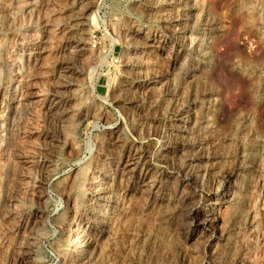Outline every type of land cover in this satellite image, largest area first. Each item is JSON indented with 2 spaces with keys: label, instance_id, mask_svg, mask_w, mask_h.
I'll return each mask as SVG.
<instances>
[{
  "label": "rangeland",
  "instance_id": "rangeland-1",
  "mask_svg": "<svg viewBox=\"0 0 264 264\" xmlns=\"http://www.w3.org/2000/svg\"><path fill=\"white\" fill-rule=\"evenodd\" d=\"M80 1L0 0V111L9 104L5 100L14 91L16 100L0 130V264H62L56 247L61 240L57 227L63 219L65 203L59 198L58 190L71 182L75 189H79L82 180L89 182L97 175L96 170L101 168V160L105 159V149L110 148L105 144L106 138L115 126L122 130L129 143L147 151V166L161 177L170 176L167 171L178 163L170 155L166 159L161 157L167 141L162 135V123L168 121L181 102L188 99V90L177 88L171 96L168 90L172 88V80L161 77L153 88L137 94L141 105L139 111L127 110L125 96L116 90L124 61L122 52L127 51L123 36L133 21L140 22L142 32L151 27L147 26L146 12L138 6L137 0H82V4L88 2L89 5L82 25L76 26L71 20L82 6ZM201 1L221 27L211 53L214 78H209L207 83L213 92L210 99L216 104L220 124L211 132L217 142L211 146V156L206 162L214 161L225 169L234 167L240 179L243 176L247 183H251L250 193L245 197L248 215L236 222L233 230L239 234L236 249L223 259L222 252L217 250L219 242L209 238L211 230L205 231L197 225L205 215H199L196 224L189 228L182 227L181 218L164 221L158 213V206L152 203L150 209H146L140 194L133 191L124 194L120 183L119 193L126 200L129 213L121 220L119 229L122 234L116 242L109 246L103 237L100 243V246L107 247L105 251L111 249L104 252L112 259L111 264H132L134 247L127 231L133 229H143L148 236L152 235L148 237L146 249L158 253L157 264H212L214 259L220 264H264V0ZM23 2L33 5L23 11L18 7ZM72 6L75 8L73 12L69 9L64 12ZM49 16L58 20L55 19L48 36L43 33L40 20ZM161 25H167L166 33L173 36L178 28L183 27V22ZM70 29L71 34H66ZM26 33L35 36L29 41ZM69 35H73L74 41L82 39L84 42L83 54L76 56L74 72H70L65 80L70 82L65 92L72 99L71 104L75 103L84 114L76 127L69 121L58 122L46 115L37 102L39 96L22 97L25 86L29 92L37 94L52 89L54 82L48 75L56 62L64 58L61 42ZM160 35L161 32H156L152 40L157 42ZM175 49L174 42L168 40L162 48L154 50L155 57L144 56L146 66L151 61L156 65L148 64L142 73L151 77L163 74L169 52ZM112 55L118 58V63L112 61ZM165 93L170 102L153 108L156 99L165 97ZM44 134L50 137L45 138ZM219 138L223 141L219 142ZM248 149L253 153L250 161L247 160L249 163L234 158L237 150ZM220 152L227 157L219 162L215 157ZM40 159L47 163L41 170L34 163ZM252 162L254 167L250 166ZM141 168L142 165L137 175ZM221 174L222 171L218 175L221 178L215 177V186L216 182H221ZM39 181H42V188L37 187ZM40 194L44 198L40 199ZM222 202L210 210L222 215L223 220L216 222L215 228L212 226L219 231L223 230L222 223L227 220L223 213L225 203ZM76 226L77 219H74L71 227ZM179 245L184 249L178 257ZM24 251L29 255H23Z\"/></svg>",
  "mask_w": 264,
  "mask_h": 264
},
{
  "label": "bare ground",
  "instance_id": "bare-ground-1",
  "mask_svg": "<svg viewBox=\"0 0 264 264\" xmlns=\"http://www.w3.org/2000/svg\"><path fill=\"white\" fill-rule=\"evenodd\" d=\"M29 3H20L18 7L24 11L33 5ZM79 4L82 6L76 10V14L71 20L76 22L74 24L76 26L82 25L86 17V9L89 5L88 2L82 4V0ZM137 4L146 12V17H144L147 21V26L149 27L150 25L152 28L146 27L143 30L144 32H142L143 27L139 24L140 22L136 23L133 21L128 24L126 34L123 36L124 46L127 51L122 52L124 61L119 70V83L116 90L125 96L123 97L124 107L131 111L140 110L141 105L137 94L143 89L153 88L160 81L161 77L172 80V88L168 90L171 96L175 94L177 88L178 90L181 88L188 90V99L185 102H181L168 121L162 123V135L167 141L164 148L165 152L161 157L166 159L170 155L175 157L178 163L176 167L170 168L171 170L167 171L168 174H171L170 176L161 177L151 167L147 166V151L140 146L138 147L131 142L129 143L122 130L117 129V126H115L116 130L114 129L106 138L105 144L107 148H110L105 149V159L101 160L103 164H101V168L96 170L97 175L89 182H83L82 180L80 185L78 184L79 189H75L74 183L71 182L62 185L58 190L60 191L59 198L63 199L65 203L63 219L57 227L61 240H59L56 247L58 258L62 264L112 263L110 256L104 253L109 249L105 251L107 247L100 246V243H102L101 239L106 237L108 245L111 246L122 234L119 229L120 224L123 222L121 220L128 215L129 208L126 200L119 193L120 189H118V185L120 183L123 184V186L121 185V190L124 189V194L128 195L130 191L139 193L143 198V206L146 209H150L152 203L153 206H158V213L164 221L168 219L173 221L181 218L182 227L189 228L194 223L196 224V218L199 215H205V217L197 222V225H200L205 231L211 230L209 238H215L219 242L217 250L222 252L223 259H226L230 252L233 253L232 251L236 249L235 247L239 239L237 237L239 234L235 233L237 230L233 231L235 225H237L236 222L240 221L244 216L246 218L248 215L245 197L252 188L249 185L251 183H247L246 178H243V176L240 179V174L236 172L234 167L225 169L218 163H214V161H210L211 163L209 164L206 162L211 156V146L217 142L213 139L211 132L220 124L216 114V104L210 99L213 92L207 86L209 78H214L212 72L215 68H213L211 53L214 39L221 32L218 21L207 12L201 0H137ZM77 6L79 7V5ZM68 9L70 12L75 10L72 6L66 8L64 12H69ZM55 19L58 20V18ZM55 19L49 16L40 20L45 35L51 33V26H53ZM180 21L183 22V27L178 28L173 36L166 33L167 25H161L162 23H180ZM155 31L161 32L160 39L157 42L152 40V37L156 35ZM65 33L71 34V29ZM83 33L84 31L81 35ZM33 36H35L33 33L25 35L29 41ZM119 38L117 37V39ZM60 39H62V36ZM78 40L74 41L73 35H69L61 42L63 44L62 57L64 58L56 62L53 70L48 75L54 82L52 89L49 92L41 90L42 92L39 91L37 94L29 92L27 86H25L22 96L24 99H28L30 96H39L37 102L46 115L58 122L69 121L75 127L78 125V120L84 114L80 113V109L76 107L75 103L71 104L72 99L68 98L65 92L70 82L65 80L69 78L68 74L70 72H74L73 61L76 56L83 54L84 42L82 39ZM168 40L173 41L177 49L169 52L164 73H159L160 75L157 74L158 76L153 77L142 73L143 68L145 69L149 64L145 65L143 57H155L154 50L162 48ZM75 43L77 45L72 46ZM152 62L149 64L150 66L156 65ZM8 83L10 86L11 81ZM14 93H8V99L5 101L9 102V104H7L5 109L0 111V130L4 125L5 116L13 111V103H16ZM167 96L168 94L165 97L157 98L153 108L159 107L160 104L169 101ZM244 127L247 128L246 125ZM43 136L45 138L50 137L48 134H44ZM220 140L223 141V139L219 138L218 141L220 142ZM71 147L69 146L70 149ZM250 150H237L234 158L245 162L247 160L250 161L253 155ZM225 156L227 157V155L223 156L220 152L216 154L215 158L220 162ZM249 161L247 162L249 163ZM34 163L40 170L45 168L47 164L45 160L41 159ZM140 165H142L141 172L137 175L136 172ZM252 165L253 162L250 166L252 167ZM239 167L240 165H238ZM86 171L87 169L84 172L82 171L83 174ZM221 171L222 180H220L221 182L215 181L217 183V186H215L214 179L220 175ZM41 185L42 181H39L37 187L42 188ZM38 197L40 199L44 198L42 194ZM220 201L225 203L224 209L222 208L225 212L223 210L222 212L227 216H225L227 220L222 223L224 227H222L223 230L220 228L221 231L218 230L219 228L212 229V226L222 219V215H218V212L210 211L215 209L214 205L219 204ZM74 219H77V226L72 228L71 223ZM127 235L132 236L131 246L133 245L134 247V252L131 256L132 264H157L156 256L158 253L154 249L151 251H147L146 249L148 237L152 235L148 236L143 229H133L132 232L127 231ZM209 240H207V244ZM182 246H178V257L184 249ZM23 255L29 254L27 251H24ZM212 264H220V261L214 259L212 260Z\"/></svg>",
  "mask_w": 264,
  "mask_h": 264
},
{
  "label": "built area",
  "instance_id": "built-area-1",
  "mask_svg": "<svg viewBox=\"0 0 264 264\" xmlns=\"http://www.w3.org/2000/svg\"><path fill=\"white\" fill-rule=\"evenodd\" d=\"M112 61L114 62V63H118V58H116V57H114L113 55H112Z\"/></svg>",
  "mask_w": 264,
  "mask_h": 264
}]
</instances>
